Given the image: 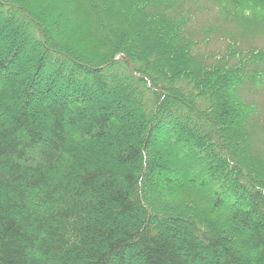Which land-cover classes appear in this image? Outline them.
I'll list each match as a JSON object with an SVG mask.
<instances>
[{
  "label": "trees",
  "instance_id": "obj_1",
  "mask_svg": "<svg viewBox=\"0 0 264 264\" xmlns=\"http://www.w3.org/2000/svg\"><path fill=\"white\" fill-rule=\"evenodd\" d=\"M0 264H264V0H0Z\"/></svg>",
  "mask_w": 264,
  "mask_h": 264
}]
</instances>
